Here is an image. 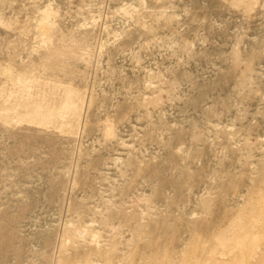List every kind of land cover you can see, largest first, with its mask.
Returning <instances> with one entry per match:
<instances>
[{
    "label": "rangeland",
    "instance_id": "rangeland-1",
    "mask_svg": "<svg viewBox=\"0 0 264 264\" xmlns=\"http://www.w3.org/2000/svg\"><path fill=\"white\" fill-rule=\"evenodd\" d=\"M0 264H264V0H0Z\"/></svg>",
    "mask_w": 264,
    "mask_h": 264
}]
</instances>
